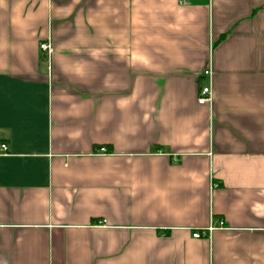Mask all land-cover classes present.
I'll list each match as a JSON object with an SVG mask.
<instances>
[{
    "label": "crops",
    "instance_id": "obj_1",
    "mask_svg": "<svg viewBox=\"0 0 264 264\" xmlns=\"http://www.w3.org/2000/svg\"><path fill=\"white\" fill-rule=\"evenodd\" d=\"M1 144L0 264H264V0H0Z\"/></svg>",
    "mask_w": 264,
    "mask_h": 264
},
{
    "label": "built area",
    "instance_id": "obj_2",
    "mask_svg": "<svg viewBox=\"0 0 264 264\" xmlns=\"http://www.w3.org/2000/svg\"><path fill=\"white\" fill-rule=\"evenodd\" d=\"M184 1L185 0H178L179 3H183ZM39 49L42 52V54L45 55L47 58H49L50 54L52 53V46H51L49 40L40 42ZM203 74L211 81L212 71H211L210 68L206 69L203 72ZM197 101H198L199 104H205V103H209L211 101V90H210L209 84L202 87V89L200 91V94H199V96L197 98ZM0 147L4 151L7 150V145L6 144H1ZM100 151L104 152L105 149L101 148ZM218 225L222 226L223 225L222 221H219ZM211 229H212V227H209L207 229V232L211 231ZM205 234H206L205 232L195 231V232H193L192 236L194 238H200L202 235H205Z\"/></svg>",
    "mask_w": 264,
    "mask_h": 264
}]
</instances>
